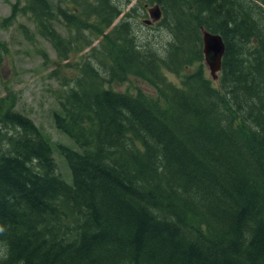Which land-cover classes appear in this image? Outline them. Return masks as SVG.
Returning a JSON list of instances; mask_svg holds the SVG:
<instances>
[{"label":"trees","instance_id":"obj_1","mask_svg":"<svg viewBox=\"0 0 264 264\" xmlns=\"http://www.w3.org/2000/svg\"><path fill=\"white\" fill-rule=\"evenodd\" d=\"M59 1L83 25L66 39L45 0L29 12L60 60L89 48L53 117L76 148H59L71 183L35 124L0 103V264H264V0H139L170 27L162 56L129 21L86 29L112 25L113 0ZM201 30L225 47L217 87L189 71ZM128 74L157 97L114 90Z\"/></svg>","mask_w":264,"mask_h":264},{"label":"rangeland","instance_id":"obj_2","mask_svg":"<svg viewBox=\"0 0 264 264\" xmlns=\"http://www.w3.org/2000/svg\"><path fill=\"white\" fill-rule=\"evenodd\" d=\"M45 1L54 15L51 27L63 38L66 39L68 36V24L74 28L83 26L69 23L61 15L66 5L70 10L69 3L59 0ZM138 1L113 0L121 13L114 19L112 25L105 28L104 24H100L90 29L94 20L90 18L91 22L85 24L86 29L94 32L105 30L104 33H108L121 21H129L133 35L138 41L137 45H153L154 51L162 56L173 40L170 27L162 26L158 21L146 23L150 18L140 9ZM30 5L37 6L38 0H0V49H4L0 54V103L3 107H12L14 111L26 116L35 124L52 148L58 173L66 183H71L69 169L60 155L59 148H76L70 139L56 129L53 117L60 111L58 99L60 93L63 89L73 86V80L78 74V63L89 48L79 54L72 52L68 54L66 60H60L50 42L38 35L37 25L30 18ZM128 13L131 17H126ZM98 42L99 40L93 41L91 46L97 45ZM197 69H201L212 86L217 87V80L212 79L204 60L195 63L189 71L194 72ZM167 78L175 83L179 81L172 73H167ZM112 88L133 94L140 91L153 98L157 97L155 90L146 81L133 74H128L126 81L114 84ZM3 255L4 251L0 246V258Z\"/></svg>","mask_w":264,"mask_h":264},{"label":"water","instance_id":"obj_3","mask_svg":"<svg viewBox=\"0 0 264 264\" xmlns=\"http://www.w3.org/2000/svg\"><path fill=\"white\" fill-rule=\"evenodd\" d=\"M148 13L154 22L158 21L161 17L158 6L149 9ZM201 36L204 62L209 69L212 79L217 80L225 49L222 38L217 34H212L205 30H201Z\"/></svg>","mask_w":264,"mask_h":264}]
</instances>
